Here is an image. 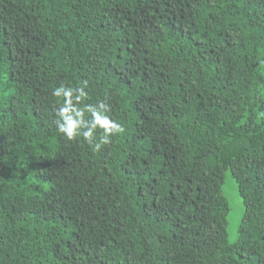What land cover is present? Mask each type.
<instances>
[{
	"label": "trees",
	"instance_id": "1",
	"mask_svg": "<svg viewBox=\"0 0 264 264\" xmlns=\"http://www.w3.org/2000/svg\"><path fill=\"white\" fill-rule=\"evenodd\" d=\"M84 80L98 153L55 129ZM0 264H264V0H0Z\"/></svg>",
	"mask_w": 264,
	"mask_h": 264
},
{
	"label": "clouds",
	"instance_id": "2",
	"mask_svg": "<svg viewBox=\"0 0 264 264\" xmlns=\"http://www.w3.org/2000/svg\"><path fill=\"white\" fill-rule=\"evenodd\" d=\"M88 81L79 86L60 84L53 88L52 96L58 107L54 110L55 129L69 142H82L90 146L93 153L112 143L111 137L125 132L124 126L109 115L105 100L87 103Z\"/></svg>",
	"mask_w": 264,
	"mask_h": 264
},
{
	"label": "rangeland",
	"instance_id": "3",
	"mask_svg": "<svg viewBox=\"0 0 264 264\" xmlns=\"http://www.w3.org/2000/svg\"><path fill=\"white\" fill-rule=\"evenodd\" d=\"M224 193L230 203V212L228 215V240L231 244L237 241V230L239 225V220L243 215V204L240 199L236 185L233 181L227 177L226 182L223 187Z\"/></svg>",
	"mask_w": 264,
	"mask_h": 264
}]
</instances>
